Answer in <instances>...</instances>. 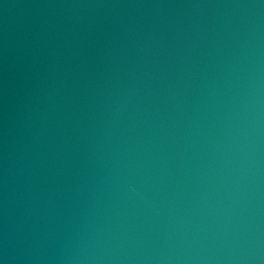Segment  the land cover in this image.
<instances>
[{
    "label": "water",
    "instance_id": "95a60500",
    "mask_svg": "<svg viewBox=\"0 0 264 264\" xmlns=\"http://www.w3.org/2000/svg\"><path fill=\"white\" fill-rule=\"evenodd\" d=\"M0 264H264V0H0Z\"/></svg>",
    "mask_w": 264,
    "mask_h": 264
}]
</instances>
